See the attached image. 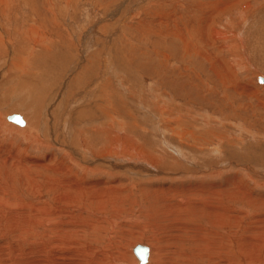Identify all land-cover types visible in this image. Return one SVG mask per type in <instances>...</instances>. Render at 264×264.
I'll return each mask as SVG.
<instances>
[{
	"label": "rangeland",
	"instance_id": "374dc122",
	"mask_svg": "<svg viewBox=\"0 0 264 264\" xmlns=\"http://www.w3.org/2000/svg\"><path fill=\"white\" fill-rule=\"evenodd\" d=\"M10 3L7 8L0 4V36L6 51L0 50L1 64L8 65L19 54L20 59L28 55L32 42L20 36L16 41L19 34L29 29L22 28V23L35 27L48 39L35 45L29 57L27 78L21 77L25 73L18 67L5 69L6 74L12 73L11 81L15 83L9 82L12 88L0 84V98L4 99H0V110L6 116L2 115L0 121L3 158H0V197L6 200L3 206L0 201V214L19 222L24 218L32 225L28 234L13 236L14 228L10 229L0 217V254L5 258L2 261L115 264L120 253H130L137 259L131 245L141 239L143 242L138 243L147 245L149 233L139 227L149 222L146 212L160 198L170 196L178 202L180 196L191 191L196 194L202 188L218 187L224 189L225 197L231 195L230 189H235V213L228 217L230 221L216 228L218 237L213 235L208 240L211 230H215V221L211 224L208 215L197 217L191 210L187 217H192L197 226L187 224L191 229L187 235L196 237L203 232L200 243L210 244L208 249L221 256L223 263L218 264H264V82L258 79L264 77V0H10ZM214 29L219 36H214ZM9 95L20 102L14 99L9 104L6 99ZM99 95L104 97L106 106L101 116L82 118L76 113L82 109L80 105L96 103ZM24 96L28 99L32 96V100L25 102L26 107ZM80 101L83 103L78 105ZM159 108L165 109L168 118L176 120L173 125L181 121L178 133H172L171 129L161 131V126L168 124L162 121ZM49 111L51 120L46 119ZM15 113L24 116L28 125L31 123L27 116H32L39 134L36 141L19 130L27 125L7 118ZM69 118L71 124L67 128ZM105 123L109 125L112 143L119 137H127L132 143L137 140L139 145L124 148L121 139L117 146L122 151H114L112 146L110 160L122 156L144 162L154 155L167 163L166 173L148 176L141 172L110 171L104 163L94 173L82 169L74 153L82 157L84 148L95 152L104 147L96 131ZM132 123L138 126L132 125L129 130ZM127 130L130 136H125ZM51 166L60 168L53 173L45 169ZM69 168L73 172L70 175L79 179L74 187L93 186L96 179L109 181L117 188L113 192L122 198L115 202L110 195L112 202L107 199L100 206L91 198L90 191H67L70 198L65 192L63 196L55 194L54 185L60 190L64 187L61 181L59 185L48 182L46 176L63 180L62 177H69ZM105 168L110 173L101 172ZM34 184L38 187L34 188ZM200 193L197 200L204 195ZM13 201L19 202L13 205ZM30 205L34 207L32 212ZM214 205L225 215L219 208L223 205L213 202ZM183 213L173 212L170 224L177 223V217ZM197 218H201L199 223ZM151 220L155 226L163 223L157 216ZM160 237L152 242L157 243L156 247L164 246L167 264H186L185 258L176 257V240ZM5 244L18 250H3ZM178 245H183L188 254L189 248L195 246L184 241ZM207 256L208 252L192 259L195 264L217 260L209 261Z\"/></svg>",
	"mask_w": 264,
	"mask_h": 264
},
{
	"label": "bare ground",
	"instance_id": "6f19581e",
	"mask_svg": "<svg viewBox=\"0 0 264 264\" xmlns=\"http://www.w3.org/2000/svg\"><path fill=\"white\" fill-rule=\"evenodd\" d=\"M12 1H14V0H12ZM0 4H2V5H4V6H6V8L8 7V5L9 4H11L10 3V0H0ZM13 4H14V2H13ZM16 5V4H15ZM14 10V9H13ZM7 12V11H6ZM12 13H14V12H12ZM8 14V13H7ZM5 17H7L8 18V16H5ZM13 18V17H12ZM10 19V18H9ZM25 21V20H24ZM11 24V23H10ZM13 25V24H12ZM14 26V25H13ZM22 28H29V29H27L25 32H24V34L22 33V34H19L18 35V37H17V39H16V41L17 40H19V36L21 37V39L22 40H25L26 42H29L30 41V43L32 42V44L30 45V50L28 51V55L27 56H25L24 58H22V59H20V54L19 55H17L14 59H10V54H9V56H7V57H9V59L11 60L9 63H8V65L4 62V63H2L1 64V62H0V73L1 74H3L1 77H3V78H1V80H0V84L1 85H5V87L7 86L8 88H9V86L8 85H10V83H13V85H14V80H12L11 81V79L13 78V75H12V73L10 72L11 71V69H13V68H16V67H18V68H20V70H21V72L22 73H25L24 74V76H21L22 78L24 77V78H27V73H28V71H29V69H30V66H29V63H30V59H29V57L31 56V53H32V51H33V49H35V45H37V44H40V43H43V42H46V38L47 37H45V36H43L39 31H37V29L35 28V27H28V26H25L23 23L20 25ZM6 27V26H5ZM42 29V28H41ZM6 30V29H5ZM20 30V29H19ZM24 30V29H23ZM54 30V29H53ZM3 31V30H2ZM9 31H12V30H9ZM213 31H215V33L217 32L216 31V29H214ZM219 32V31H218ZM12 33H13V31H12ZM43 33V32H42ZM222 34V33H221ZM220 34V35H221ZM224 34V33H223ZM1 35V34H0ZM4 35V34H3ZM8 35V34H7ZM13 35V34H12ZM214 35V34H213ZM219 36V33H216V35H214L215 37L216 36ZM13 37V36H12ZM177 37V36H176ZM4 38V37H3ZM20 39V40H21ZM48 39V38H47ZM181 39H182V37H181ZM186 39V38H185ZM21 40V41H22ZM51 40V39H50ZM3 43H4V41L2 40V38H1V36H0V50H2V52H6L5 50H3ZM188 45V44H187ZM21 49H23V47H22V45H20V47H19V50H21ZM10 50H13V48H11ZM22 51V50H21ZM1 52V51H0ZM8 52V51H7ZM12 54V53H11ZM22 54H24L23 52H22ZM13 55V54H12ZM2 60V59H1ZM7 67H6V66ZM87 66V65H86ZM3 68H4V70H3ZM7 69H9L10 71V73L9 74H6V70ZM108 69V68H107ZM75 70H79V69H75ZM188 70V69H187ZM4 71H5V73H4ZM108 71H110V70H108ZM186 71V70H185ZM180 73V72H179ZM185 73V72H184ZM187 73V72H186ZM185 73V74H186ZM190 73V72H189ZM189 73H187V74H189ZM0 74V75H1ZM107 74H108V72H107ZM82 75V74H81ZM190 75V74H189ZM86 76V75H85ZM105 77V76H104ZM18 78V77H17ZM92 78V77H91ZM102 78V77H101ZM260 78H262V77H260ZM14 79V78H13ZM88 79V78H87ZM93 79V78H92ZM10 80V81H9ZM84 80V79H83ZM101 80V79H100ZM104 80V79H103ZM17 81V80H16ZM69 81V80H68ZM262 81L264 82V77L262 78ZM261 81V82H262ZM10 82V83H9ZM19 82V81H18ZM87 82H88V80H87ZM72 83V82H71ZM74 83V82H73ZM60 84V83H59ZM12 85V84H11ZM11 85H10V87H11ZM18 86V85H17ZM73 86V85H72ZM71 86V87H72ZM95 86H97V84H95ZM5 87H2V88H5ZM6 87V88H7ZM5 88V89H6ZM12 88V87H11ZM73 88V87H72ZM98 88V87H97ZM58 89V88H57ZM92 89H93V87H92ZM95 89V88H94ZM0 90H1V88H0ZM22 90V89H21ZM90 90H91V88H90ZM2 91V90H1ZM5 91V90H4ZM18 91V90H17ZM86 91V90H85ZM75 92V91H74ZM91 92V91H90ZM92 92H94V90L92 91ZM101 92H103V90H101L100 91V93ZM6 93V92H5ZM0 94H2L1 92H0ZM17 95V94H16ZM89 95V94H88ZM103 95V94H102ZM55 96V95H54ZM63 96V95H62ZM84 96V95H83ZM87 96V95H86ZM89 96H91V93H90V95ZM7 98V101L9 102V104L11 103V101H15L16 100V98L14 97V95H9V96H6ZM23 98H25V101H24V104H25V102L27 103V102H29L30 100H32V96H31V98H27V96L25 97H23ZM59 98H60V96H59ZM63 98V97H62ZM91 98V97H90ZM0 99H3L2 97L0 98ZM15 99V100H14ZM21 99H22V97H21ZM38 99V98H37ZM4 100V99H3ZM23 100V99H22ZM3 102V101H2ZM16 102H17V100H16ZM16 102H14V103H16ZM20 102V99H18V102L17 103H19ZM5 103V102H4ZM83 102H79L78 103V105H80V104H82ZM21 104V103H20ZM22 104H23V101H22ZM62 104V103H61ZM99 104V105H98ZM123 104V103H122ZM16 105V104H15ZM17 105H19V104H17ZM80 106H83L82 107V109L81 110H79L78 112L76 111V113L78 114V115H80L82 118H95V116H97L98 117V115H100L101 116V114H102V112L104 111L103 109L105 108L106 109V106L104 105V97L103 96H101V95H99L98 97H97V99H96V103H92V104H88V106H85V104H82V105H80ZM99 106L101 107V108H99ZM25 107H26V104H25ZM22 108H23V106H22ZM80 108V107H79ZM160 109V113L159 114H161V119H162V121H166L167 122V126L166 127H163V126H161L160 127V121H158V124H157V126L159 125V127H158V129L159 130H161V131H164V133H165V131H167V129H171L172 131V133L173 132H175V133H178V131L180 130L179 128H180V126H181V121H179V120H177V124L176 125H173L172 124V122H175L174 120H172L171 118H168L169 116H167V114H165V109L164 108H159ZM9 111V110H8ZM28 111H30V110H27L26 109V112L29 114V115H31ZM48 111V109L46 110V111H44V112H47ZM12 112H18V111H12ZM11 112V113H12ZM51 111H49L48 113H47V116L46 117H48L51 113H50ZM109 112V111H108ZM9 113V112H8ZM23 113H25L24 111H23ZM111 113V112H110ZM182 113V112H181ZM26 114V113H25ZM24 114V115H25ZM45 114V113H44ZM72 114V113H71ZM131 114V113H130ZM3 114L1 113V110H0V121H1V119H2V116ZM12 115V114H11ZM21 115V114H20ZM116 115V114H115ZM180 115V114H179ZM8 116H10V115H8ZM22 116V115H21ZM181 116V115H180ZM3 117L5 118L6 116L5 115H3ZM28 117V119L30 120V125H28V123L26 124V122L27 121H25V119H24V116H22V118H23V120H24V125H21V126H25V125H27V127L25 128V129H19V128H17V129H19L20 131H23V134L25 133V135H27V137H28V139L29 138H33L34 140L35 139H37V137H38V135L36 134V132L38 131V130H36L35 129V126H33V124H32V121H33V118H32V116H27ZM45 117V118H46ZM174 117V116H173ZM8 118V117H7ZM42 118H44V117H42ZM47 120H51L50 119V117H48V118H46ZM45 119V120H46ZM160 119V120H161ZM4 121L6 122V120L4 119ZM7 121H8V119H7ZM11 121V120H10ZM39 121H42V119L41 120H39ZM13 122V121H12ZM15 123V122H14ZM113 123V122H112ZM46 124V123H45ZM69 124H71V120H70V118H69V120H67V123H66V126H67V128L69 127ZM132 125L135 127V126H138L137 124H134V123H132L131 125H129V130L130 129H132ZM96 126V125H95ZM107 126H109L107 123H105V124H101L100 125V127L99 128H97V135L96 136H98V137H100L98 140L100 141V143H102V144H104V147H100L99 148V150H95V152H93V151H90L89 149H86V148H82L83 149V153H81L82 154V157H79V153H74V157L75 158H77L78 160H79V165H81V167H82V169L84 168V169H86L85 171H90V172H95L96 170H97V168L101 165V163H104V164H106V167H108L109 169H110V171L112 170V171H118V172H130V174H131V172L133 173V172H141V173H146L148 176H159V175H162V174H164V173H166V167L168 166L167 165V163H164V162H162L161 161V158L160 157H155L154 158V155L152 156V155H150V157H148V159L147 160H145V158H143L145 161L144 162H141L140 160H131L130 161V157L127 159V158H123L122 156V158L121 157H119V158H112V160H110V158H111V156L109 155V154H111V153H113V150L114 149H112L111 147L112 146H115V150L114 151H118V149H120L118 146H120V140L122 139V143H124L123 144V147L124 148H129V145L131 146L130 147V149L133 147V148H138L139 147V145H137L136 143H137V140H134L135 141V143H132L127 137H119V139H116V141H114L113 143H112V135H110V134H108L109 133V131H107L108 130V127ZM10 127H14V126H10ZM70 127H71V125H70ZM92 127H94V126H92ZM14 128H16V127H14ZM117 128H119V127H117ZM126 128V127H125ZM161 128V129H160ZM38 129V128H37ZM94 130H95V127H94ZM126 130V129H125ZM71 132L73 131V130H70ZM68 132V131H67ZM132 132V131H131ZM38 133V132H37ZM163 133V134H164ZM68 134H69V132H68ZM113 134V133H112ZM122 134V133H121ZM128 134H129V136H130V133H129V131L127 130V132H126V134H125V136H128ZM114 135V134H113ZM132 135H133V133H132ZM135 135V134H134ZM26 137V138H27ZM134 137V136H133ZM113 138L115 139V137L113 136ZM36 141V140H35ZM38 141V140H37ZM40 141V140H39ZM38 141V142H39ZM84 141V140H83ZM86 141V140H85ZM166 141V140H165ZM139 142V141H138ZM89 144H91L92 142L90 141V142H88ZM115 143V144H114ZM86 144H87V142H86ZM145 144V143H144ZM168 144V143H167ZM108 147H107V146ZM118 145V146H117ZM125 145V146H124ZM91 146L94 148V145L93 144H91ZM103 146V145H102ZM122 148V147H121ZM132 148V149H133ZM141 150H142V148H140ZM139 149V150H140ZM121 150V149H120ZM135 150V149H134ZM138 150V149H137ZM175 150V149H174ZM11 151V150H10ZM16 151H17V149H16ZM70 151V150H69ZM122 151V150H121ZM129 151V150H128ZM136 151V150H135ZM143 151V150H142ZM176 151V150H175ZM174 151V152H175ZM9 152V151H8ZM13 151H11V153H12ZM15 152V151H14ZM19 152V151H18ZM75 152V151H74ZM93 152V153H92ZM139 152V151H138ZM141 152V151H140ZM184 151H182V153H183ZM72 153V152H71ZM117 153V152H116ZM123 153H124V151H123ZM178 153L179 154H182L181 152H179L178 151ZM0 154H2V153H0ZM14 154H16V153H14ZM102 154H103V156H102ZM72 155V154H71ZM113 155V154H112ZM114 155H116V154H114ZM124 155V154H123ZM139 155V154H138ZM146 155V154H145ZM2 156V155H1ZM5 156H7V155H5ZM16 156V155H15ZM116 156H120L119 154L118 155H116ZM129 156H130V154H129ZM164 156V155H163ZM172 156V155H171ZM179 156H181V155H179ZM3 157H4V154H3ZM112 157H115V156H112ZM124 157H125V155H124ZM0 158H2V157H0ZM10 158V157H9ZM8 158V159H9ZM22 158V157H21ZM26 158V157H25ZM132 158V157H131ZM134 158H136V157H134ZM160 158V159H159ZM3 159V158H2ZM7 158L5 157V160H6ZM35 159V158H34ZM191 159V158H190ZM5 160H4V162H5ZM9 160H11V158L9 159ZM8 160V161H9ZM15 160V159H14ZM18 160V159H17ZM114 160V161H113ZM116 160H118L119 162H116ZM3 161V160H2ZM7 161V160H6ZM19 161H21V160H19ZM25 161V160H24ZM24 161H22V162H24ZM81 161V162H80ZM163 161H166V160H163ZM1 162V161H0ZM3 162V163H4ZM13 164H15L13 161H11ZM18 162V161H17ZM35 163H36V161H34ZM42 162V161H41ZM10 163V162H9ZM37 163H38V160H37ZM36 163V164H37ZM80 163H82V164H80ZM91 163V164H90ZM4 164H6V163H4ZM19 164V163H18ZM23 164V163H22ZM21 164V165H22ZM161 164H163L162 166H161ZM21 165H19V166H21ZM25 165V164H24ZM14 166V165H13ZM26 166V165H25ZM43 166V165H42ZM11 167H12V164H11ZM41 167V166H40ZM52 167V168H51ZM51 167H47V168H45V169H47V171L50 169V172H52L53 173V171L54 172H57V170H58V168H60V167H57V166H51ZM153 167H155V168H157V169H154ZM160 169H159V168ZM15 168V167H14ZM17 168V167H16ZM13 169V168H12ZM57 169V170H56ZM63 169H65V168H63ZM71 168H69L68 170H70ZM109 169H107V168H105V169H103L101 172H103V173H110V171H108ZM66 170V169H65ZM72 170V169H71ZM67 171L69 174L67 175V176H69L68 178H64V177H62L63 178V180L62 179H58L57 178V176H56V178L58 179V182L56 181V180H54V179H52V177L51 176H49L48 174V176H46V178L49 180L48 182H53V183H56V185H59V182L61 181V186L62 187H64L63 189H58V187H56L55 185H54V190H55V194H58V195H62L63 196V194H64V192H65V194H68V196H66V195H64V196H66V197H69V193H67V191L69 192V191H76V192H82L83 193V191H90L91 192V198L92 199H96V202L98 203V205L100 204V206H104V203H103V201H106L107 199L109 200V201H111L112 202V200L113 201H115V202H118V200L119 199H121L122 198V196L120 195V194H115V189H117L116 188V186L115 185H113L111 182H109V181H103V180H97L96 179V181H94V183H92V184H94L93 186H80V187H74L73 185L75 184V185H77L76 183L77 182H79V179H77V177H75V176H71L70 175V172L73 174V172L72 171ZM163 170H165V171H163ZM215 170V169H214ZM59 172H60V170H59ZM65 173H66V171H64ZM15 173V172H14ZM62 173V172H61ZM169 173V172H168ZM134 174V173H133ZM137 174V173H136ZM146 174H145V176H146ZM170 174V173H169ZM172 174V173H171ZM65 175V174H64ZM168 175V174H167ZM71 177V178H70ZM140 178V177H139ZM80 181H82V180H80ZM234 181V180H233ZM38 182V181H37ZM47 182V183H48ZM27 183V182H26ZM35 183V182H34ZM84 183H86V182H84ZM113 183H115V182H113ZM79 184V183H78ZM80 185V184H79ZM85 185V184H84ZM91 185V184H90ZM198 185V184H197ZM201 185V184H200ZM29 186H31V185H29ZM36 186L38 187V184H36ZM35 186V184H34V188L36 187ZM42 186V185H41ZM48 188L51 186L50 184H48V185H46ZM115 186V187H114ZM206 186V185H205ZM36 187V188H37ZM47 187H46V189H47ZM212 187V186H211ZM214 187V186H213ZM33 188V187H32ZM33 188V189H34ZM124 188V187H123ZM33 189H32V191H33ZM45 189V190H46ZM162 189V188H161ZM170 189V188H169ZM192 189V188H191ZM196 189H198L197 187H196ZM2 190V189H1ZM0 190V191H1ZM30 190V189H29ZM42 190V189H41ZM113 190L115 191V192H113ZM170 190H172V189H170ZM169 190V191H170ZM187 190V189H186ZM224 190V189H223ZM223 190H221V188H213V189H211V190H209V189H207V190H204L203 188L202 189H200L199 191H197V192H195L196 194H194V193H192V191L190 192V193H188V194H185L184 196H180V200L177 202V201H175V200H173V199H171L170 198V196H163L162 198H160L159 199V201H157V203H156V205L151 209V210H149V211H147L146 212V217L149 219V222H150V220L153 218V217H155V216H157V217H160V218H162V221H163V223L161 224V225H153V223H149V222H146V223H144V224H141V227H139V228H141V230H143L144 232L145 231H148V233H149V238L148 239H146V246L148 247V256H147V261H146V263H144V264H167V260H168V257H167V253H166V251H165V249H164V246H158V247H156V245L155 244H157V243H153L152 241V239H159V238H161L160 236H167V237H171V238H173L174 240H176L174 243L176 244V246H177V248H178V250H176V257H178V258H181V257H183V258H185L184 260H185V263L186 264H188V263H191V264H195L196 263V261L194 260V259H192L193 257H202V255H204L205 253H207L208 252V256H207V258L209 259V261H211V259L212 258H214V259H216L217 258V260H215V261H211V262H209V264H218V263H223V260L221 259V256H219L217 253H215V252H213V251H210L209 249H208V247H210V244H206V246H202L201 245V240H202V237L204 236H202V234H203V232H199L198 234H197V236L195 237V235L192 237V236H190V235H187V233H188V230H191L190 229V227L187 225V224H193V218L192 217H187L188 216V211H193V213L197 216V217H199V215L201 214V215H208L207 217L210 219V223L211 224H213L214 223V221H215V230L213 231V230H211V232L209 233V236H207V239L209 240L210 239V237L211 236H213V235H217V237L219 236V231L216 229L219 225H226L227 224V222H229L230 220H228V217L230 216V214H234L235 213V207H234V205H233V203H234V200H235V189L233 188V189H230V191H231V195H229V196H227V197H225L224 196V191ZM44 191V190H43ZM173 191H175V190H173ZM195 191V190H194ZM2 192V191H1ZM119 192H120V190H119ZM203 193L204 195H203V197H201V199L200 200H197L196 199V197L199 195V193ZM118 193V192H117ZM123 193V192H122ZM200 193V194H201ZM55 194H54V196H55ZM198 194V195H197ZM2 195V194H1ZM110 195H113V199L112 200H110ZM167 195V194H166ZM202 195V194H201ZM207 195V196H206ZM57 196V195H56ZM58 197V196H57ZM70 198V197H69ZM7 199V198H6ZM66 199V198H65ZM73 199V198H72ZM2 200V206H3V204L4 203H6V200L5 199H3L2 197H0V201ZM68 200V199H67ZM79 200V199H78ZM122 201V200H121ZM120 201V202H121ZM14 202H16V203H18L17 201H13V205L15 204ZM21 202V201H20ZM100 202H102V203H100ZM164 202V203H163ZM216 203V204H220V205H223L224 207H219V208H221L223 211H224V213H225V215H223V213L219 210V209H217V207L218 206H216V205H214V207L212 206V203ZM8 204V203H7ZM22 204V203H21ZM10 205V204H9ZM12 205V206H13ZM19 205V204H18ZM45 206H46V204H44ZM92 205V204H91ZM116 205H117V203H116ZM11 206V207H12ZM15 206H17V205H15ZM31 206V208H32V205H30ZM44 206V207H45ZM108 206V205H107ZM106 206V207H107ZM114 206V205H113ZM19 207V206H18ZM22 207V206H21ZM23 207H26V206H24V204H23ZM36 207V206H35ZM40 207H41V205H40ZM7 208V207H6ZM15 208H17V207H15ZM19 209H21V208H19ZM24 211H25V209L24 208H22ZM33 209H34V207L32 208V210L30 211V212H32L33 211ZM42 210H44L43 209V207L41 208ZM10 210V209H9ZM15 210V209H14ZM8 211V210H7ZM11 211V210H10ZM20 211V210H19ZM26 211H28V210H26ZM35 211V210H34ZM176 211H183L184 213L183 214H180L178 217H177V223H175V224H170V222H169V217H170V215L173 213V212H176ZM21 212V211H20ZM38 212V211H37ZM13 213H14V211H13ZM16 213H17V211H16ZM16 213H15V215H16ZM24 212H22V214H23ZM26 213H28V212H26ZM3 214V213H2ZM33 214H34V212H33ZM36 214V213H35ZM59 214V213H58ZM10 215H14V214H10ZM28 215V214H27ZM26 215V216H27ZM69 215H71V214H69ZM24 216V215H23ZM22 216V217H23ZM26 216H24V217H26ZM50 216H51V214H50ZM49 216V217H50ZM60 216V215H59ZM0 217L1 218H3L4 219V221H6L7 222V224H8V227L10 228V229H12V228H14V229H12V231H11V233L13 234V236H19V235H26V234H28V232H30L32 229H31V227H32V225H31V227H30V222L28 221V220H26V219H21L22 221H16L15 219H13L12 218V216H9V218H6L5 216H3V215H1L0 214ZM5 217V218H4ZM14 218H16L15 216H13ZM69 217V216H68ZM34 218H36V217H34ZM38 218V217H37ZM71 218V217H70ZM204 218V217H203ZM29 219V218H28ZM31 219V218H30ZM53 219H55V218H53ZM198 219H201V218H197V223H199V220ZM15 220V221H14ZM38 220V219H37ZM48 220V219H47ZM52 220V219H51ZM50 220V221H51ZM56 220V219H55ZM3 221V220H2ZM1 221V222H2ZM39 221V220H38ZM42 221V220H41ZM41 221H39L40 223H41ZM152 221V220H151ZM48 222V221H47ZM188 222H190V223H188ZM50 223V222H49ZM165 223H166V225H165ZM45 224V223H44ZM155 224V223H154ZM37 225V224H36ZM46 225V224H45ZM193 225H196V224H193ZM140 226V225H139ZM197 226V225H196ZM1 227V226H0ZM49 227V226H48ZM52 227V226H51ZM156 228L157 230H154V228ZM36 228V227H35ZM47 228V227H46ZM153 228V229H152ZM197 229V228H196ZM224 229V228H223ZM53 230H55V229H53ZM201 231V230H200ZM33 232V231H32ZM40 231H38V233H39ZM48 232V231H47ZM46 233V232H45ZM147 233V232H146ZM191 233H193V232H191ZM207 233V232H206ZM187 235V236H184V235ZM196 234V233H195ZM31 235V234H30ZM12 236V235H11ZM12 236V237H13ZM184 237V238H183ZM145 238V237H144ZM141 239V238H140ZM141 240H143V239H141ZM137 241V243L135 242V244L133 245H131V250H133V248L137 245V244H142V245H144L145 243H138V242H143V241ZM145 240V239H144ZM181 241H184V242H186L187 244H191V245H195L194 247H191V248H189V250H190V253L188 254V253H185L184 252V250H185V248H184V244L183 245H178ZM203 241V240H202ZM206 241V240H205ZM145 242V241H144ZM169 243V242H168ZM169 244H171V243H169ZM205 244V243H204ZM160 245V244H159ZM163 245V244H162ZM165 245V244H164ZM168 245V244H167ZM1 246H4L3 244H1ZM186 246V245H185ZM188 246V245H187ZM153 248H155L156 249V253H155V249L154 250H152ZM168 248V247H167ZM3 250H5V249H8L9 250V252L11 251V250H14V251H17L18 249H15L13 246H11L10 244H5V247L4 248H2ZM208 249V250H207ZM187 250V249H186ZM150 251H151V253H150ZM207 251V252H206ZM8 252V253H9ZM133 252V251H132ZM32 253V252H31ZM33 253H35V252H33ZM134 253V252H133ZM10 254V253H9ZM29 254V253H28ZM2 254H0V264H14V260L12 259V261H10V260H7V262H4V261H2V259L3 260H5V258H1L2 256H1ZM19 255H20V253H19ZM135 255V254H134ZM17 256V255H16ZM136 256V255H135ZM10 257V256H9ZM41 257V256H40ZM118 258L116 259L117 260V262H115V264H139V261H138V258L137 259H135L134 258V256L131 254L130 255V253L129 254H124V253H120L118 256H117ZM16 258V257H15ZM19 258V257H18ZM32 259V258H31ZM34 259H35V257H34ZM18 261H19V259H17ZM21 260V259H20ZM152 260H153V262H152ZM174 260V259H173ZM172 260V261H173ZM176 260V259H175ZM39 261H41V260H39ZM120 261H122V262H120ZM126 261L128 262V263H126ZM170 261V260H169ZM177 261V260H176ZM180 261V260H179ZM30 262H32V261H30ZM182 262V261H181ZM184 262V261H183ZM182 262V263H183ZM22 263V262H21ZM36 263V262H35ZM39 263V262H38ZM37 264V263H36ZM43 264V263H42Z\"/></svg>",
	"mask_w": 264,
	"mask_h": 264
},
{
	"label": "water",
	"instance_id": "95a60500",
	"mask_svg": "<svg viewBox=\"0 0 264 264\" xmlns=\"http://www.w3.org/2000/svg\"><path fill=\"white\" fill-rule=\"evenodd\" d=\"M258 79H259V81H262V78L259 77ZM8 119L19 124V125H24V120H23L22 116L18 113H15V114L8 116ZM133 252L136 255V257L138 258L139 264L146 263L147 256H148V247L146 245L137 244L133 248Z\"/></svg>",
	"mask_w": 264,
	"mask_h": 264
}]
</instances>
